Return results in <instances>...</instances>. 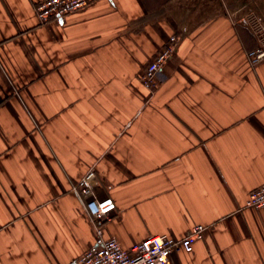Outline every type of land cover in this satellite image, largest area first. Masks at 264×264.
Wrapping results in <instances>:
<instances>
[{"label": "crops", "instance_id": "crops-1", "mask_svg": "<svg viewBox=\"0 0 264 264\" xmlns=\"http://www.w3.org/2000/svg\"><path fill=\"white\" fill-rule=\"evenodd\" d=\"M0 0V264H77L95 243L89 169L124 248L206 226L167 264H264V59L244 0H89L39 23ZM260 15V14H259ZM154 86L138 75L169 35Z\"/></svg>", "mask_w": 264, "mask_h": 264}, {"label": "built area", "instance_id": "built-area-1", "mask_svg": "<svg viewBox=\"0 0 264 264\" xmlns=\"http://www.w3.org/2000/svg\"><path fill=\"white\" fill-rule=\"evenodd\" d=\"M89 0H40L34 5V15L39 23L49 19H62L67 13L80 10ZM235 23L245 25L253 33L257 44L248 52L252 62L264 59V17L254 10H248L239 16H232ZM178 37L169 35L168 41L147 63L138 77L141 82L150 87L155 85L156 74L164 62L175 51ZM89 169L73 187L74 192L88 211L96 233L95 243L89 250H84L78 257L77 264H167L169 256L174 251L189 252L194 242L204 235L206 226L194 224L179 238L164 234L150 235L124 248L115 237H104V222L110 219L116 204L109 196L98 197L95 192L96 173ZM245 206L264 207V184L248 191Z\"/></svg>", "mask_w": 264, "mask_h": 264}, {"label": "rangeland", "instance_id": "rangeland-1", "mask_svg": "<svg viewBox=\"0 0 264 264\" xmlns=\"http://www.w3.org/2000/svg\"><path fill=\"white\" fill-rule=\"evenodd\" d=\"M244 3H246V6L257 8L259 14L264 17V0H244Z\"/></svg>", "mask_w": 264, "mask_h": 264}]
</instances>
